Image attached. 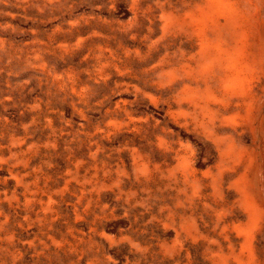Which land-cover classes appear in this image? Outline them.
Wrapping results in <instances>:
<instances>
[{"label":"rangeland","instance_id":"1","mask_svg":"<svg viewBox=\"0 0 264 264\" xmlns=\"http://www.w3.org/2000/svg\"><path fill=\"white\" fill-rule=\"evenodd\" d=\"M0 264H264V0H0Z\"/></svg>","mask_w":264,"mask_h":264}]
</instances>
